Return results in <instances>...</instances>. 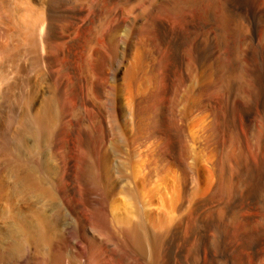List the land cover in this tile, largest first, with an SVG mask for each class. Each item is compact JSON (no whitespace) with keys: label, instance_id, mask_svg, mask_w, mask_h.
Instances as JSON below:
<instances>
[{"label":"bare ground","instance_id":"1","mask_svg":"<svg viewBox=\"0 0 264 264\" xmlns=\"http://www.w3.org/2000/svg\"><path fill=\"white\" fill-rule=\"evenodd\" d=\"M0 112V264H264V0H0Z\"/></svg>","mask_w":264,"mask_h":264},{"label":"rangeland","instance_id":"2","mask_svg":"<svg viewBox=\"0 0 264 264\" xmlns=\"http://www.w3.org/2000/svg\"><path fill=\"white\" fill-rule=\"evenodd\" d=\"M119 63H120V61L118 60L116 62V66H118ZM203 70H204V72L207 71L206 72L207 75H205V73H204V75L202 74V71ZM203 70L200 72V78H199V80H200V82L202 84L204 83V84L207 85V89H210L209 88V84L211 83V81H213V74L212 75L210 74V72L212 73V69L211 68H206V69H203ZM32 76H33V74L30 73L29 74V77H30L31 80H32ZM175 83L177 84L178 83V80H176ZM206 85H205V87H206ZM211 90L212 89L207 90V92L205 93V96L207 97V95L209 94L208 96L211 97V98H213V99L219 98V93L215 92L214 90H212V92H211ZM159 100H160V102H159ZM159 100L157 101V104H165L166 105V104L169 103L168 102L169 101V96L167 94H164L161 98H159ZM36 105H38V103ZM36 108H37V106H36ZM199 113H201V114H199ZM202 113H203V115H202ZM208 114H209L208 112H199V111L197 112V115H196V118H195V127H194V130H193L194 131V136L197 139H198L199 135L202 133V131L204 130V128L205 129L206 128L207 129L209 128L210 120H211L210 118L211 117ZM1 115L3 116L4 114L2 112H0V116ZM205 117H206V119H205ZM105 121L106 120H104L102 123H99V124L94 125L95 131L97 133L101 134L102 132L107 131V122H105ZM203 122L204 123L206 122V124H204ZM253 122H254V125L256 126L257 129H260V128L261 129H264V117L261 116V114H258L254 118ZM199 125L201 127H199ZM102 126L104 127V129H103ZM203 126H205V127H203ZM240 131L244 134L245 133V128L243 126H241L240 127ZM222 143H225V140H223ZM107 150H108L109 153L110 152L113 153L114 152V144H111V142H110L107 145ZM196 151H197V149L194 147L193 152H196ZM249 151H250V153H252L251 150H249ZM117 158L120 160L119 157H116V158H114V160L112 162V167H113L112 168L113 169L112 171H113V173H115V175H117V173L120 172L122 175H125V176L128 175L130 177H132L135 174H137V176H136L137 180L140 179V178H142V176H141L142 173H140L141 170L139 169L140 168V163L139 162H137V161H130L129 159L128 160H124L123 159L121 161V163H122L121 164V163H119V161H118ZM132 162H134V163H132ZM138 170H139V172H138ZM127 180H128L127 178L122 179L121 183H119L120 184L119 186L125 185V182L124 181H127ZM164 186H165V188H164ZM152 188H153V190H152ZM138 189L140 191V194H139V196H140L139 197L140 203L141 204H144L146 207H150L151 206L150 203L152 204L153 207H158V208H162V209H164V208H166L168 206L167 203H169L171 197H170L169 188H168V186L164 182H162V181H154V182L151 183V185L149 187L145 188L144 191H142V189L140 187ZM124 195L122 193H119L118 195L115 194L113 197H111V198L108 199L109 200V202H108V209L110 210L111 215H114L115 217H122V216H125V215H127L128 213H130L132 211V203H131V200H130V198L128 196H126V195L124 196ZM112 212H114V213H112ZM71 244L72 243H69L68 241H66V244L65 245L67 247L65 246V249H64L65 255L71 254V252H70L72 250V247H71L72 245Z\"/></svg>","mask_w":264,"mask_h":264}]
</instances>
